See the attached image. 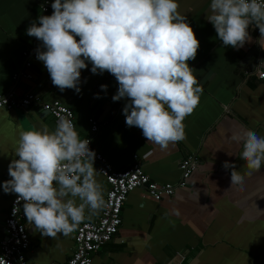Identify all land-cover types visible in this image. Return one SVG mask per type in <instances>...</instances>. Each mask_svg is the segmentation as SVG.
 Listing matches in <instances>:
<instances>
[{"label":"crops","instance_id":"crops-1","mask_svg":"<svg viewBox=\"0 0 264 264\" xmlns=\"http://www.w3.org/2000/svg\"><path fill=\"white\" fill-rule=\"evenodd\" d=\"M53 2L0 0V94L32 93L69 108L80 138L90 139L115 171L128 169L135 156L150 181L176 185L180 160L192 155L196 163L185 187L169 198L154 202L141 189L130 192L116 235L93 254L92 264H169L176 254L184 257L183 264H264V163L260 170L248 169L241 159L242 144L229 139L241 130L264 137V78L254 75L256 70L264 74L258 28L249 26V41L242 48L224 46L207 20L211 0H178V11L200 42L196 58L188 64L203 92L198 106L183 121L186 139L161 149L148 142L141 129L126 125L122 110L128 100L113 101L118 90L113 75L93 74L86 61L80 92H62L53 85L43 62L31 59L29 51L37 54L41 41L26 30L33 21L38 24L39 16L52 14ZM43 3L48 4L45 12L40 11ZM101 85H107V90ZM89 120L97 125L96 133H91ZM56 125L35 107L0 110V240L9 203L16 196L5 194L2 183L11 178L9 163L18 159L14 152L19 132L44 126L54 130ZM225 161L235 164L241 183L230 184L231 169L222 167ZM96 180L105 195L107 186L98 175ZM100 212L88 218L86 210L84 221H96ZM24 224L29 238L26 264H64L74 231L52 238L42 236L27 218Z\"/></svg>","mask_w":264,"mask_h":264},{"label":"clouds","instance_id":"clouds-1","mask_svg":"<svg viewBox=\"0 0 264 264\" xmlns=\"http://www.w3.org/2000/svg\"><path fill=\"white\" fill-rule=\"evenodd\" d=\"M51 7L52 14L39 16L26 32L41 41L36 58L54 86L79 93L87 61L93 74L107 71L115 77L118 90L112 99L128 100L122 110L128 127H138L161 149L186 139L183 121L198 106L203 88L188 64L200 42L178 11V0H54ZM210 11L207 20L224 46L242 48L254 24L264 48V0H211ZM229 139L242 144L248 169H261L264 137L241 130ZM89 143L64 118L54 130L19 132L18 159L9 163L11 178L2 188L16 194L17 203L23 201L24 216L42 236H69L86 210L91 218L105 207ZM222 167L231 169V185L241 183L235 164L225 161Z\"/></svg>","mask_w":264,"mask_h":264},{"label":"built area","instance_id":"built-area-1","mask_svg":"<svg viewBox=\"0 0 264 264\" xmlns=\"http://www.w3.org/2000/svg\"><path fill=\"white\" fill-rule=\"evenodd\" d=\"M47 3H43L40 11L45 12ZM31 59L36 60L37 54L32 51ZM23 56H27L23 53ZM24 68L30 67V62H24ZM254 75L262 80L264 74L256 70ZM35 107L39 111L49 115L57 123L61 118L70 120L74 125V116L69 108L57 101L42 100L39 96L26 93L22 96H14L12 93L0 94V110L10 111L14 109ZM91 133H96L97 125L89 120ZM90 141V139H89ZM96 153L94 167L97 175L107 186L104 199L105 207L101 210L99 218L94 222L83 221L74 230L72 236V250L64 264H92V256L107 244L117 233L120 225V212L126 196L141 189L154 202L162 198L171 197L175 190L183 188L187 179L196 167L192 155L183 157L178 163L179 181L176 185L157 184L149 180L142 171L135 156L132 157V165L124 171H115L108 162L92 147ZM26 217L23 214V201L17 203L15 196L9 203L8 211L3 220V237L0 240V264H26V251L29 247V238L24 224ZM184 257L176 254L169 264H183Z\"/></svg>","mask_w":264,"mask_h":264}]
</instances>
